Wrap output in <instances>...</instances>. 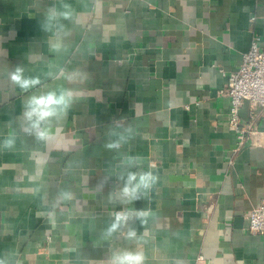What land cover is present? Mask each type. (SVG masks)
Listing matches in <instances>:
<instances>
[{
  "label": "crops",
  "instance_id": "0c3cea01",
  "mask_svg": "<svg viewBox=\"0 0 264 264\" xmlns=\"http://www.w3.org/2000/svg\"><path fill=\"white\" fill-rule=\"evenodd\" d=\"M255 35L264 47V0H0V260L264 264V235L246 229L264 201V120L236 152L223 93ZM17 69L40 83L21 89ZM60 89L72 103L37 140L25 105ZM130 171L157 179L125 202Z\"/></svg>",
  "mask_w": 264,
  "mask_h": 264
},
{
  "label": "clouds",
  "instance_id": "9594fccd",
  "mask_svg": "<svg viewBox=\"0 0 264 264\" xmlns=\"http://www.w3.org/2000/svg\"><path fill=\"white\" fill-rule=\"evenodd\" d=\"M65 18H68L71 13H61ZM59 46L57 45V48ZM12 79L16 82L21 89L28 90L40 83L39 79H25L21 75V70L17 69V72L13 74ZM73 100V93L70 90L60 89L51 90L48 92H42L38 95H32L29 97L24 111V118L26 121L25 130L34 135L37 140L47 141L50 138V126L54 119H58L64 114L70 107ZM131 131V129H128ZM125 137L123 135L114 142L107 145L109 149L119 148L121 141ZM15 144L13 138L6 139L3 142V147L11 148ZM134 158L130 159L129 163H133ZM155 177L151 172H129L121 189L120 195L125 202L135 201L140 199L142 192H146L151 189L152 185L156 182ZM61 196L64 199L70 198V193H62ZM144 213H137V219L143 222ZM129 217L126 214L118 213L115 217L114 223L108 229V233L116 231L122 225L126 224ZM129 238L136 236L135 229H130L127 233ZM0 264H4L3 260H0ZM112 264H144V256L141 252L133 251H121L115 253L112 258Z\"/></svg>",
  "mask_w": 264,
  "mask_h": 264
},
{
  "label": "built area",
  "instance_id": "2783aa9c",
  "mask_svg": "<svg viewBox=\"0 0 264 264\" xmlns=\"http://www.w3.org/2000/svg\"><path fill=\"white\" fill-rule=\"evenodd\" d=\"M223 93L230 99L229 122L236 131L235 151L243 149L248 140L257 132L259 123L264 120V47L260 38L254 36L251 46L243 55L239 67L228 74V83ZM248 102V116L243 118L241 108ZM247 230L264 235V201L247 215ZM198 264H205L199 257Z\"/></svg>",
  "mask_w": 264,
  "mask_h": 264
},
{
  "label": "water",
  "instance_id": "95a60500",
  "mask_svg": "<svg viewBox=\"0 0 264 264\" xmlns=\"http://www.w3.org/2000/svg\"><path fill=\"white\" fill-rule=\"evenodd\" d=\"M246 107H249V104H248V102H246Z\"/></svg>",
  "mask_w": 264,
  "mask_h": 264
}]
</instances>
